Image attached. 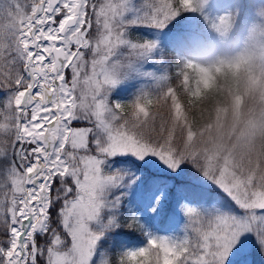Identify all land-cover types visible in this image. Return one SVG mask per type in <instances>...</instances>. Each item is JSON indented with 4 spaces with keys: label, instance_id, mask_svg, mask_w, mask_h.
I'll return each mask as SVG.
<instances>
[{
    "label": "snow or ice",
    "instance_id": "6c2138e0",
    "mask_svg": "<svg viewBox=\"0 0 264 264\" xmlns=\"http://www.w3.org/2000/svg\"><path fill=\"white\" fill-rule=\"evenodd\" d=\"M214 7L0 0V264H231L247 234L264 253V46L199 62L179 50L200 35L178 33L169 64L157 39L138 34L185 12L220 35L242 10L264 19V0ZM129 80L144 82L114 99ZM214 95L223 99L206 107ZM196 186L230 206L183 194L180 231H153L146 219L169 189ZM145 187L148 205L137 197ZM125 229L144 243L124 247Z\"/></svg>",
    "mask_w": 264,
    "mask_h": 264
},
{
    "label": "rangeland",
    "instance_id": "374dc122",
    "mask_svg": "<svg viewBox=\"0 0 264 264\" xmlns=\"http://www.w3.org/2000/svg\"><path fill=\"white\" fill-rule=\"evenodd\" d=\"M219 2V6L216 9L215 14H221L226 9V3L227 0H217ZM222 1V3H221ZM229 1V0H228ZM232 1V0H231ZM255 2V0H253ZM258 11V9L253 10L249 15L251 16L252 20L250 23L247 24L244 28L241 27L237 29L236 31L232 32L231 34H225L220 35L216 34V37L218 39V47H216V50L213 52L210 45L207 44H200L198 46V52L195 51L193 53L188 52H182V56H185L193 61H199V62H209L214 60L215 58L219 56H233L236 54H239L243 49L247 47L254 48L257 51V54H259L260 47L264 46V19L257 18L255 15V12ZM177 21V22H175ZM175 22V23H174ZM188 22V20H182L179 17H177L175 20L170 22V24L162 30H155V29H142L139 31V35L141 36H147L149 38L157 39L159 42L163 40L165 36V30L169 28L171 25H184ZM255 25V39H253V26ZM134 35L137 34L135 31L133 33ZM231 35L230 43L226 42L224 44L223 48H220L219 43L222 41L224 42V39H228ZM225 39V40H226ZM218 52L217 54H215ZM165 56V54H164ZM165 59L167 63L173 64L169 62L168 57L165 56ZM259 63V62H258ZM148 68H152L153 64L149 63L146 65ZM143 80H129L126 81L120 85H118L115 90L112 93V97L114 99H121V100H128L131 98L132 94L141 86L143 83ZM183 194L180 193L178 196H175L173 198L174 203V213L170 214L167 221H165L162 225L161 230L159 231V234L162 235H171L176 234L180 231L182 225L184 224L185 218L182 213V211L179 208V199L181 198ZM137 197L141 199L146 205L150 204V194H146L143 192V189H141L137 193ZM169 200V199H168ZM191 202L198 203V204H204L205 206H210L212 203H217L211 199L205 200L201 198H195L191 199ZM220 207L227 208L226 206L219 205ZM159 217V216H158ZM158 217H149L146 219V222L151 226L152 230L155 231L156 221ZM126 248H130L127 247ZM254 253H259V245L256 243L255 237L252 234H247L246 236L241 237V242L233 249V255H231L232 258H235L237 263L241 264H247L245 262L249 261ZM230 258V257H229Z\"/></svg>",
    "mask_w": 264,
    "mask_h": 264
},
{
    "label": "trees",
    "instance_id": "16d2710c",
    "mask_svg": "<svg viewBox=\"0 0 264 264\" xmlns=\"http://www.w3.org/2000/svg\"><path fill=\"white\" fill-rule=\"evenodd\" d=\"M223 1V0H222ZM221 1V3H222ZM237 6H241L247 3H254L253 0H227L226 6L225 8H227L231 3H233ZM213 4L215 5V7L213 8V14L216 13V9L219 6V2L217 0H213ZM250 13H246L244 10L241 11L240 15L237 17L235 26L233 28L232 31H230L228 34H231L232 32L236 31L237 29L241 28V27H245L247 26L248 23H250L252 20L251 16L249 15ZM180 18L182 20H188V22L184 25H175V26H170L169 28H167L165 30V36L163 38V40L160 41V45L163 48V52L165 54L166 57H168L169 62L170 63H175V51L176 48L173 47V44L171 43L170 38L178 33H184V32H195L197 34L200 35V43L198 45H192V44H188L186 47L182 48V52H188V53H193L194 51L197 53L198 52V46L200 44H207L210 45L212 51L214 52L216 50V47H218V39L216 37V34L214 31L210 30L206 24V22L202 19L200 13L198 12H185L182 13L180 15ZM177 22V21H175ZM174 22V23H175ZM235 33V32H234ZM226 39V38H225ZM224 42L222 41L221 43H219L220 48L224 47V44L226 42L230 43L231 40V35L230 37H228V39L225 40ZM181 50H179V54L182 56ZM215 54H217L216 56H218V52H216ZM235 55H238L235 53ZM246 78H242L240 83L241 86H243V84L245 83ZM223 97L222 96H217L214 95L210 101L208 102V104L206 105V107H211L213 103H215L216 100H222ZM200 116H199V112L195 113V119L199 120ZM143 192L146 194H150L151 196V190L147 187L143 188ZM181 192L179 190H177L176 188H170L169 189V200L167 201V203H165L164 208L161 212V214L159 215L158 219H157V223L155 226V231L159 233V231L162 228V225L165 221H167V219L169 218L170 214L174 213V203H173V198L175 196H178ZM182 194H186L189 196L190 199H195V198H201V199H211L215 202H217L219 205H223L226 207L230 206V201L226 200V198H224L222 196V194L219 193L218 190H216L213 187H204V186H196V187H190L186 190V193H182ZM125 233H128L127 235H123L120 237V239L122 241H124V247H138L140 245H142L144 243V238L143 236L139 233V232H134L128 229L124 230ZM231 264H241V263H237V261L235 260V258H232L230 256L229 258ZM247 264H264V253H254L253 252V256L252 258L245 262Z\"/></svg>",
    "mask_w": 264,
    "mask_h": 264
}]
</instances>
